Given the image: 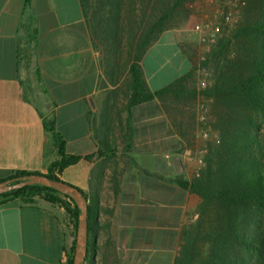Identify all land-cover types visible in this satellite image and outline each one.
Here are the masks:
<instances>
[{
  "label": "crops",
  "instance_id": "crops-1",
  "mask_svg": "<svg viewBox=\"0 0 264 264\" xmlns=\"http://www.w3.org/2000/svg\"><path fill=\"white\" fill-rule=\"evenodd\" d=\"M158 42L187 61L184 73L193 66L164 33L139 61L153 91L167 85L163 77L152 84L145 64ZM130 65L107 74L82 0H0V181L58 158L47 122L69 154L91 155L62 173L88 198L85 264H174L182 229L202 203L182 183L194 178L203 141L183 137L159 98L131 104ZM164 65H153L157 74ZM73 239L72 219L57 204L39 196L0 204V264H63Z\"/></svg>",
  "mask_w": 264,
  "mask_h": 264
},
{
  "label": "trees",
  "instance_id": "trees-1",
  "mask_svg": "<svg viewBox=\"0 0 264 264\" xmlns=\"http://www.w3.org/2000/svg\"><path fill=\"white\" fill-rule=\"evenodd\" d=\"M189 1L82 3L107 74L112 75L117 68L121 71L131 62V104L159 98L184 118L189 116L184 108L191 107L199 96L211 100L208 124L217 137L207 144L199 176L182 183L198 194L202 203L198 217L182 229L174 264H264V0H245L240 23L207 55L204 64L213 70L211 84L200 90L191 87V67L153 91L139 61L165 31L173 28ZM188 126L185 121L177 122L185 138L189 137ZM46 127L53 133L58 158L41 171H17L6 180L43 174L67 183L62 178L67 167L92 159L91 155L69 154L54 122H47ZM36 196L63 207L71 217L74 239L63 264H73L81 214L74 199L52 187L32 184L0 194V204L16 198L33 202Z\"/></svg>",
  "mask_w": 264,
  "mask_h": 264
},
{
  "label": "rangeland",
  "instance_id": "rangeland-1",
  "mask_svg": "<svg viewBox=\"0 0 264 264\" xmlns=\"http://www.w3.org/2000/svg\"><path fill=\"white\" fill-rule=\"evenodd\" d=\"M244 8L245 7L239 8L238 3H235L233 0H191V2H187L186 6L181 10V13L176 17L173 28L164 32L166 33L170 31L178 38L179 48L181 52L189 56L193 63L192 67L194 68V71L191 79L189 80L191 87L200 90L213 82V70L210 65H205L204 61L206 60L207 55L211 52V50L234 29L230 28V23L228 24L222 21L223 18L221 13H223L224 15V13L229 10H232L233 13L235 12V15L232 16L233 20L231 22H234L236 20L235 24L238 25L241 21V16ZM214 14H221L219 17L221 23L220 30L217 33L218 40L215 44L210 45L201 40L198 32L195 30V25L197 23L206 21ZM160 52H163L165 57H170L171 53H173V61L170 63H166L168 58H162ZM147 56L148 57L145 64L147 66L148 76L152 84H154L155 86H160L161 77H163L164 79L163 84H169L175 77L182 75L188 68L187 61L180 58L177 55L176 51H173L170 46L166 45L165 43L163 44V42H158L157 45H155L149 51ZM160 60H162V62L165 64L164 69L162 70V72L165 71L163 76L161 74V70L157 74V67H153V65L156 62H160ZM170 66L173 67V69ZM166 70L169 71V75L171 77H167ZM178 71L180 74L178 73ZM201 102H205L208 108L206 122H201L199 118V107ZM190 106L191 107L184 108V110H187L189 118L187 116L183 118L182 116H180V114L177 115L179 112L176 110V108L171 106V104L169 103L167 104L168 112L170 113L171 117H173V120H177V122L185 121L186 125H189L186 128L187 131H189L188 135L196 140V134H198L200 139L203 141V147L207 149L209 140L211 141L217 137V134L211 130V127L208 124L209 114L211 112V100L199 96L196 103H192ZM206 132L207 134L205 135ZM111 255L112 254L110 253L109 258L111 257ZM95 263L114 264L115 262L113 259L110 261H106L100 258L99 260H96Z\"/></svg>",
  "mask_w": 264,
  "mask_h": 264
},
{
  "label": "water",
  "instance_id": "water-1",
  "mask_svg": "<svg viewBox=\"0 0 264 264\" xmlns=\"http://www.w3.org/2000/svg\"><path fill=\"white\" fill-rule=\"evenodd\" d=\"M173 164L177 171L181 170L182 162L179 157L174 159ZM32 184H42L52 187L75 200L76 204L81 210V214L79 216L77 226L73 264H85L87 255L89 253V206L87 196L78 188L62 181L52 179L43 174H31L20 177L16 180H6L0 182V194Z\"/></svg>",
  "mask_w": 264,
  "mask_h": 264
},
{
  "label": "built area",
  "instance_id": "built-area-1",
  "mask_svg": "<svg viewBox=\"0 0 264 264\" xmlns=\"http://www.w3.org/2000/svg\"><path fill=\"white\" fill-rule=\"evenodd\" d=\"M213 1V0H212ZM235 3H238L239 8H243L246 5V1L245 0H233ZM222 14V18L224 22L226 23H230L231 27L230 28H235L237 24H235L236 20L234 22H231L233 20V17L235 15V12L233 13L232 10L227 11L226 13H221ZM220 14V15H221ZM220 15L218 14H214L212 15V17L208 18L206 21L202 22V23H197L195 25V30L198 32L199 37L201 38V40L205 43H208L210 45H213L217 42V33L220 30ZM200 121L201 122H206L207 120V115H208V108L206 106L205 102H201L200 103ZM207 134V132L205 133V135ZM207 152V149L205 147H203L202 149H200L199 153H200V159H199V167L196 168L195 170V174L194 176H199L202 168L205 165L204 162V154Z\"/></svg>",
  "mask_w": 264,
  "mask_h": 264
},
{
  "label": "flooded vegetation",
  "instance_id": "flooded-vegetation-1",
  "mask_svg": "<svg viewBox=\"0 0 264 264\" xmlns=\"http://www.w3.org/2000/svg\"><path fill=\"white\" fill-rule=\"evenodd\" d=\"M88 259H90V252L88 253L86 260H88Z\"/></svg>",
  "mask_w": 264,
  "mask_h": 264
}]
</instances>
